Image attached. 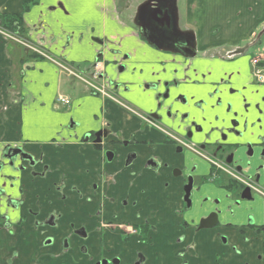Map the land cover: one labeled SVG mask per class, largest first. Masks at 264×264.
<instances>
[{
	"label": "flooded vegetation",
	"instance_id": "obj_1",
	"mask_svg": "<svg viewBox=\"0 0 264 264\" xmlns=\"http://www.w3.org/2000/svg\"><path fill=\"white\" fill-rule=\"evenodd\" d=\"M154 13L150 38L182 62L76 70L113 106L98 128L52 146V164L22 146L0 155V172L30 180L19 199L0 187V264H264V55L249 56L262 34L199 75L192 35Z\"/></svg>",
	"mask_w": 264,
	"mask_h": 264
},
{
	"label": "crops",
	"instance_id": "obj_2",
	"mask_svg": "<svg viewBox=\"0 0 264 264\" xmlns=\"http://www.w3.org/2000/svg\"><path fill=\"white\" fill-rule=\"evenodd\" d=\"M159 9H171L177 29L194 38L196 55L189 58L199 75L209 68L219 75L223 53L249 37L261 33L264 46V0H33L27 11L24 0H0V26L3 16H21L19 39L39 51L0 33V154L8 146H22L36 157L45 151L51 161L52 146L76 143L98 128L95 114L102 119L100 110L113 107L93 98L84 81L62 72L58 64L85 75L96 62L106 71L108 64L139 68L182 62L183 54L154 43L146 29ZM241 67L237 61L235 70ZM59 96L71 104H57ZM119 117L126 119L121 111ZM4 166L0 187L19 199L18 189L30 181L28 173L13 171L7 161ZM4 211L10 212L5 206ZM11 215L12 220L22 216Z\"/></svg>",
	"mask_w": 264,
	"mask_h": 264
},
{
	"label": "built area",
	"instance_id": "obj_3",
	"mask_svg": "<svg viewBox=\"0 0 264 264\" xmlns=\"http://www.w3.org/2000/svg\"><path fill=\"white\" fill-rule=\"evenodd\" d=\"M0 33L1 34H7L6 36H8L11 40H15V41H17V42H20L22 45H24V46H26L27 48H29V49H31V50H33L34 52H39L38 51V49H36L35 47H33V46H30L29 44H27L26 42H24V41H21L19 38H17L14 34H11V33H9L8 31H6V30H4L3 28H1L0 27ZM254 64H257V61H255L254 62ZM60 67H61V69H62V71L64 72V73H67L68 75H72V76H74V77H79L71 68H68L67 66H65V65H63V64H58ZM255 74H256V78L258 79V80H260V81H263L264 80V76H263V73H262V71L261 70H257L256 72H255ZM57 103L58 104H62V105H65V106H69L70 105V103H71V101H70V99H68V98H66V97H64V96H59L58 98H57Z\"/></svg>",
	"mask_w": 264,
	"mask_h": 264
},
{
	"label": "trees",
	"instance_id": "obj_4",
	"mask_svg": "<svg viewBox=\"0 0 264 264\" xmlns=\"http://www.w3.org/2000/svg\"><path fill=\"white\" fill-rule=\"evenodd\" d=\"M33 0H24V11H27L32 5ZM2 27L8 32L15 34L17 36H21L24 32V28L22 25L21 16H12V17H2Z\"/></svg>",
	"mask_w": 264,
	"mask_h": 264
},
{
	"label": "rangeland",
	"instance_id": "obj_5",
	"mask_svg": "<svg viewBox=\"0 0 264 264\" xmlns=\"http://www.w3.org/2000/svg\"><path fill=\"white\" fill-rule=\"evenodd\" d=\"M260 55H264V53L262 52L261 49H258V50H253V51H250L249 52V56L250 57H256V56H260Z\"/></svg>",
	"mask_w": 264,
	"mask_h": 264
},
{
	"label": "water",
	"instance_id": "obj_6",
	"mask_svg": "<svg viewBox=\"0 0 264 264\" xmlns=\"http://www.w3.org/2000/svg\"><path fill=\"white\" fill-rule=\"evenodd\" d=\"M195 55H196V52L193 53V56H195ZM10 148H12V146H8V147L5 148L4 150L10 149ZM4 150H2V152H1L0 155H3V154H4ZM20 158H21V157H20ZM20 158H19V159H20ZM16 160H17V159H16ZM20 160H23V159L21 158Z\"/></svg>",
	"mask_w": 264,
	"mask_h": 264
},
{
	"label": "snow or ice",
	"instance_id": "obj_7",
	"mask_svg": "<svg viewBox=\"0 0 264 264\" xmlns=\"http://www.w3.org/2000/svg\"><path fill=\"white\" fill-rule=\"evenodd\" d=\"M262 135H264V133H262Z\"/></svg>",
	"mask_w": 264,
	"mask_h": 264
}]
</instances>
